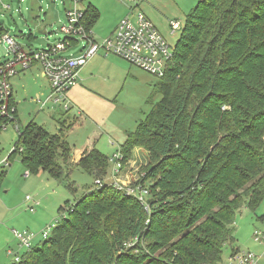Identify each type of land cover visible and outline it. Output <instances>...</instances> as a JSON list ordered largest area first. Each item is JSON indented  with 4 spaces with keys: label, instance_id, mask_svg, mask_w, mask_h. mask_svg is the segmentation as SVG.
Masks as SVG:
<instances>
[{
    "label": "trees",
    "instance_id": "1",
    "mask_svg": "<svg viewBox=\"0 0 264 264\" xmlns=\"http://www.w3.org/2000/svg\"><path fill=\"white\" fill-rule=\"evenodd\" d=\"M97 18L87 5L80 20L89 31ZM179 31L153 85L160 100L118 150L122 167L139 163L132 186L148 190L147 207L109 182V160L95 146L71 161L61 118L54 134L31 122L10 158L56 177L74 163L100 184L65 202L49 235L11 264L223 261L236 212L264 199V0H199ZM6 32L0 23V38Z\"/></svg>",
    "mask_w": 264,
    "mask_h": 264
},
{
    "label": "rangeland",
    "instance_id": "2",
    "mask_svg": "<svg viewBox=\"0 0 264 264\" xmlns=\"http://www.w3.org/2000/svg\"><path fill=\"white\" fill-rule=\"evenodd\" d=\"M198 1L140 0L136 10L147 14L173 46L180 31H172L170 18L175 16L181 27L186 13ZM89 2L98 12V20L91 29L98 42L111 33L118 16L128 14L133 6L129 0H82L78 6L85 9ZM71 6L70 0H11L9 8L0 10V23L21 47L42 49L64 36L59 26L65 23V11ZM77 40L65 54L81 49L84 40L81 37H77ZM5 49L6 45L0 42V62ZM84 66V71L79 72L77 84L68 91L71 105L67 111L52 102H47L44 108L35 102L37 97L44 102L49 95L48 83L37 69H28L10 79L17 112L15 120L19 127L9 121L0 129V158L7 156L17 142L19 132L31 122L54 134L58 132V119L61 118L65 126L70 125L66 140L72 148V162L73 155L77 160L84 148L92 146L109 160L152 105L161 98L159 92L153 94V85L158 77L119 56L99 53ZM112 165L108 161L107 177L111 176ZM138 165L132 160L120 169L116 175L119 186L127 189L138 183ZM0 171H3L0 180V239L5 240L0 246L4 248L6 263L15 262L14 255L20 257L27 251L19 244L14 245L12 229L33 234L32 245L41 243L42 231L61 219V206L80 197L96 181L74 163L63 166L58 177L44 170L33 171L23 164L17 153L8 159V165ZM109 181L112 183L111 178ZM26 196L38 201L33 211L27 209ZM8 211L16 213L17 223H14L15 219L8 220ZM233 226V242L223 246L222 259L225 260L232 249L237 248L261 255L259 264H264V246L256 242L253 236L256 229L264 231V199L255 210L242 206L235 214ZM9 249L12 254L7 253Z\"/></svg>",
    "mask_w": 264,
    "mask_h": 264
},
{
    "label": "built area",
    "instance_id": "3",
    "mask_svg": "<svg viewBox=\"0 0 264 264\" xmlns=\"http://www.w3.org/2000/svg\"><path fill=\"white\" fill-rule=\"evenodd\" d=\"M70 1L72 6L65 11L66 21L59 26L64 36L55 43H48L42 49H22L9 34L5 33L1 36L0 41L6 45V49L4 58L0 62V118H7L8 122L13 121L16 124L14 116L16 107L9 101L12 96L10 79L28 69H37L36 71L48 83L49 95L46 100L43 102L39 97L36 98L40 107L44 108L47 102H52L61 105L64 110L70 106L66 93L77 84L81 68L99 53L105 56L109 54L119 56L158 78L163 77L172 58L173 46L143 12L136 10L140 0H131L133 6L129 8L128 14L123 16L113 31L100 42L92 37L91 30L86 31L81 24L83 11L78 7L81 0ZM4 6L9 8V5ZM171 26L173 32L180 28L177 21L171 22ZM77 37L84 40V45L77 52L65 54L74 45L73 41L78 42ZM6 124L0 122V129ZM14 149L12 147L6 157L0 158V167L8 165L9 154ZM109 161L113 164L109 176L112 180L111 184L121 189L116 176L122 168L120 151L113 154ZM95 184H100V181L96 180ZM123 189L127 194L135 195L139 202L147 207L145 199L148 190L141 184ZM25 200L31 203L28 209L33 211L36 201L30 196H26ZM63 213L65 210L62 211ZM53 226L48 225L42 231L43 239L49 235ZM12 233L20 246L27 250L32 248L33 234L15 229ZM253 236L256 242L264 246V231L256 229ZM7 252L12 254L11 250ZM261 257L250 250L236 249L219 264H259ZM19 258L18 255H14L15 262L19 261Z\"/></svg>",
    "mask_w": 264,
    "mask_h": 264
},
{
    "label": "crops",
    "instance_id": "4",
    "mask_svg": "<svg viewBox=\"0 0 264 264\" xmlns=\"http://www.w3.org/2000/svg\"><path fill=\"white\" fill-rule=\"evenodd\" d=\"M10 1L11 0H0V10L1 11H4V10H6L7 8H5V6L4 5H9L10 4ZM20 1V0H19ZM82 1V0H81ZM81 1L79 2V4L81 3ZM130 1V3L132 2L131 0H129ZM88 5L89 6H91V7H94L90 2L88 3ZM139 6V5H138ZM79 7V6H78ZM81 9H82V11H83V8L82 7H80ZM95 9H96V7H94ZM97 10V9H96ZM123 15V14H122ZM122 15H120V16H118V19H117V21H116V23L114 24V26H113V28H112V30L110 31V32H112L113 31V29L116 27V25H117V23H118V21L124 16V15H126V13L122 16ZM145 16L148 18L149 16L147 15V14H145ZM150 19V18H149ZM176 19V17L175 16H172L171 18H170V22H175V21H177V20H175ZM97 20H98V18H97ZM151 20V19H150ZM156 27V26H155ZM92 29V28H91ZM90 29V30H91ZM159 31V30H158ZM7 34H9L8 33V31L6 32ZM10 35V34H9ZM10 36H12V35H10ZM92 37H93V35H92ZM94 38V37H93ZM1 42V41H0ZM2 43V42H1ZM20 45V44H19ZM5 46V45H4ZM29 47V46H28ZM22 49H25V48H23L22 47ZM28 49H35V48H28ZM102 54V53H101ZM107 56V55H106ZM92 61V60H91ZM90 61V62H91ZM89 62V63H90ZM94 62V61H93ZM88 63V64H89ZM87 64V65H88ZM86 65V64H85ZM90 65H92V63L90 64ZM85 67L86 66H83L82 68H81V70H80V73L82 72V70L84 71V69H85ZM90 74H91V71H90ZM86 76V75H85ZM12 85V84H11ZM12 87V86H11ZM66 96H67V99L69 100V97H68V92L66 93ZM12 97H13V99H14V96H13V87H12ZM15 102V101H14ZM35 102H36V99H35ZM38 103V102H37ZM69 103H70V105H71V102L69 101ZM14 106H15V103H14ZM16 107V106H15ZM69 108H70V106H69ZM69 108L67 109V110H69ZM66 110V111H67ZM18 120V119H17ZM16 124H17V126H18V123H17V121H16ZM19 127V126H18ZM67 133V132H66ZM66 133H65V136H66ZM14 146V145H13ZM12 146V147H13ZM85 149V148H84ZM74 154V153H73ZM79 156H80V153H79ZM79 156H78V158H79ZM72 159L74 160V161H76V159L74 158V155H73V157H72ZM73 161V162H74ZM34 201H37V200H35V199H33ZM26 203H27V209H28V206H30L31 205V203H29V202H27L26 201ZM37 203H38V201L36 202V204L35 205H37ZM34 205V206H35ZM14 215V216H13ZM16 215V213L15 212H13V211H8L7 212V214H6V217L8 218V220L9 221H11L12 219L14 220V223H17V217L15 216ZM42 221H44V219H42ZM13 230V229H12ZM16 230V229H15ZM10 234V233H9ZM14 237V236H13ZM15 238V237H14ZM5 242V240L3 239H0V243H4ZM13 242H14V245H16V244H18V241L16 240V239H14L13 240ZM10 250V249H9ZM8 251V250H7ZM8 253V252H7ZM7 259V257H6V255H5V253H4V248H2V246H0V264H11V263H6V260Z\"/></svg>",
    "mask_w": 264,
    "mask_h": 264
}]
</instances>
